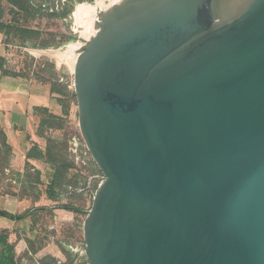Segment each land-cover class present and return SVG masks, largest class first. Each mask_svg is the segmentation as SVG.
<instances>
[{"label": "water", "instance_id": "1", "mask_svg": "<svg viewBox=\"0 0 264 264\" xmlns=\"http://www.w3.org/2000/svg\"><path fill=\"white\" fill-rule=\"evenodd\" d=\"M211 4L122 12L76 63L89 264H264V0Z\"/></svg>", "mask_w": 264, "mask_h": 264}, {"label": "rangeland", "instance_id": "2", "mask_svg": "<svg viewBox=\"0 0 264 264\" xmlns=\"http://www.w3.org/2000/svg\"><path fill=\"white\" fill-rule=\"evenodd\" d=\"M43 1V0H42ZM98 0H44V5L49 4L56 9L60 3H67L72 7V12L61 22L55 20L34 19L29 25L34 29L48 30L49 33L43 37L50 41H56L54 46L48 48H34L31 41L23 43L21 39L8 42L10 56L5 68L16 69L17 72L26 73L32 78L53 83L56 89L61 91L64 101L65 122L62 127L56 129V133L62 139L63 145L59 149L66 148L68 158L73 161L74 167L70 170L69 176L78 174L75 183L64 186L62 195L58 201L48 199L45 194L46 186L51 181L54 168L45 169L42 172L40 186L44 191L38 201L29 199L26 207L19 210L25 212L31 209L26 218L16 221L10 228V241L15 244L18 260L22 264H89L85 249L84 222L93 203L94 191L103 179L98 165L94 161L85 140L81 134L79 124V104L74 86L75 73L70 66L59 62L49 52L52 50L67 51L73 45L87 43L88 37L83 33L92 19L103 21L101 7L97 6L88 19L77 20L74 17V10L77 4L86 3L94 5ZM109 3V1H106ZM90 19V20H89ZM88 21V22H87ZM33 50H43L35 54ZM77 137L80 143L82 156L76 161L70 152V141ZM65 141V143H64ZM73 141V140H72ZM87 151V152H86ZM20 184L12 181H5L0 176V194H10L14 200L20 198ZM16 194V195H14ZM2 202L0 201V207ZM29 207V208H27ZM79 209V210H78ZM60 211H69L70 215L59 216ZM0 223H4L1 222ZM1 230V229H0ZM54 261V262H53Z\"/></svg>", "mask_w": 264, "mask_h": 264}, {"label": "trees", "instance_id": "3", "mask_svg": "<svg viewBox=\"0 0 264 264\" xmlns=\"http://www.w3.org/2000/svg\"><path fill=\"white\" fill-rule=\"evenodd\" d=\"M44 1V0H43ZM42 0H0V32L4 34V42L8 44L10 40L21 39L23 43L31 41L34 48H48L57 45L56 41H50L43 36L49 31L34 29L29 25V22L34 19H48L61 22L64 18L70 15L72 7L67 3H60L59 7L50 11L49 4L45 6ZM0 70L3 74L19 76L26 75L9 68L4 67V58L0 57ZM52 85V92L58 95V100L63 106L64 116L55 115L45 108H36L41 114V125H46L48 128L58 129L65 121L64 101L62 100L61 91ZM48 145L45 152L39 150L37 145H34L27 154V158H43L49 162L54 173L51 181L46 186L45 194L49 199L58 201L62 195L61 189L70 184L75 183L78 174L69 176L70 170L74 167L66 152V148L59 149L63 145L61 137H48ZM65 143V141H64ZM11 147L6 142V136L0 127V174L4 175V169L9 164ZM17 179L20 182L21 193L20 198L32 199L38 201L44 191L41 189L42 171L35 168L29 161L26 163L25 171L22 175L17 174ZM16 195V194H14ZM79 210V209H78ZM31 209L26 210L21 214H13L5 209L0 208V215L10 218L13 221L22 220L30 214ZM54 262V261H53ZM0 264H22L17 257L16 247L10 241V232L7 228L0 230ZM50 264V263H43Z\"/></svg>", "mask_w": 264, "mask_h": 264}, {"label": "crops", "instance_id": "4", "mask_svg": "<svg viewBox=\"0 0 264 264\" xmlns=\"http://www.w3.org/2000/svg\"><path fill=\"white\" fill-rule=\"evenodd\" d=\"M9 44L4 42V34L0 32V57L4 58V65L9 62ZM16 71V69H12ZM36 108H45L49 112L64 116L63 106L58 95L52 92L50 82L41 81L32 76H12L3 74L0 70V127L5 133L6 142L11 147L9 164L1 175L5 181L20 184L17 174L22 175L29 161L35 168L41 170L53 169V166L43 158H27V154L34 145L45 152L48 137L58 138L56 129L41 125L42 114ZM49 183V182H48ZM13 196V195H12ZM10 194H0L1 209L13 214H21L20 207H26L29 199L14 200ZM49 199V198H48ZM51 200V199H50ZM29 208V207H27ZM69 211H60L59 216H69ZM0 229L10 228L16 221L0 215ZM20 221V220H18Z\"/></svg>", "mask_w": 264, "mask_h": 264}, {"label": "bare ground", "instance_id": "5", "mask_svg": "<svg viewBox=\"0 0 264 264\" xmlns=\"http://www.w3.org/2000/svg\"><path fill=\"white\" fill-rule=\"evenodd\" d=\"M109 1V3H106ZM159 0H98L96 4L79 3L75 7L74 17L77 20H84L91 17L93 10L101 7L103 21L92 19L88 22L84 35L88 37L87 43L73 45L67 51L52 50L49 54L59 62H64L72 68L76 69V63L84 53L88 43L93 42L95 38L102 32L105 24L113 21L120 13L132 8L146 9L155 5ZM252 0H212V14L215 27L223 25L240 14ZM35 54L44 52L43 50H33Z\"/></svg>", "mask_w": 264, "mask_h": 264}, {"label": "built area", "instance_id": "6", "mask_svg": "<svg viewBox=\"0 0 264 264\" xmlns=\"http://www.w3.org/2000/svg\"><path fill=\"white\" fill-rule=\"evenodd\" d=\"M72 140L70 141V152L73 155V157H75L76 161L77 160L80 161L81 160L80 157L82 156V154L80 150L79 139L77 137H73ZM87 151H88V148H87Z\"/></svg>", "mask_w": 264, "mask_h": 264}]
</instances>
